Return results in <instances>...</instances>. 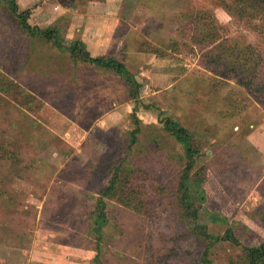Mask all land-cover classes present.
<instances>
[{
    "label": "rangeland",
    "instance_id": "1",
    "mask_svg": "<svg viewBox=\"0 0 264 264\" xmlns=\"http://www.w3.org/2000/svg\"><path fill=\"white\" fill-rule=\"evenodd\" d=\"M16 1L37 33L0 0V264H30L49 240L71 246L73 264H95L92 213L120 165L121 179L138 178L144 205L109 202L103 264H202L207 247L213 264H231L241 249L208 245L183 219L188 160L166 119L205 147L191 172L206 190L200 223L264 243L263 12L244 0H107L103 12L104 0ZM55 28L65 48L45 36ZM97 33L109 38L98 56L123 62L140 83L138 103L116 68L71 59L69 45ZM230 52L250 54L257 86H245Z\"/></svg>",
    "mask_w": 264,
    "mask_h": 264
},
{
    "label": "trees",
    "instance_id": "2",
    "mask_svg": "<svg viewBox=\"0 0 264 264\" xmlns=\"http://www.w3.org/2000/svg\"><path fill=\"white\" fill-rule=\"evenodd\" d=\"M242 1V0H235ZM246 4V8L250 10H257L264 13V0H244ZM8 2L9 10L19 19L20 25L22 28L27 30L30 34L35 35L36 27H33L29 24L28 19L31 15V10L22 11L19 5L16 3V0H5V3ZM240 3V2H239ZM242 5V3H240ZM206 26V25H204ZM209 26H213V22L209 24ZM47 32H52L54 35H46L48 38H56L55 46L57 48H65L64 41L60 38L58 34L59 31L55 29H49ZM211 31L207 35L201 34V38L203 41V36H210ZM51 36V37H50ZM197 38V37H196ZM49 40H53L52 38ZM197 42V40H196ZM86 44L83 41L78 39L73 41V44L69 45L68 51L71 55V59L75 62L78 56H82L83 58L88 57L89 61L94 62L98 65L110 68H116L115 70L119 73V76L122 77L124 83L130 90L131 98L135 99V102H139V90L141 88L140 83L136 80L134 74H132L128 67L121 61L116 58H108V57H94L92 58L91 54L86 50ZM253 54L252 52H250ZM250 55L247 52H230L228 57L230 60L233 56H235V61L238 62L240 68H243L244 72L250 77L249 84H245V86H257L256 81V72L258 70V66L252 64V60H250L248 56ZM259 60L262 57H258ZM230 64V63H229ZM234 67V63L230 64ZM246 65L248 66L247 69ZM139 109V106L134 108V111ZM139 123V122H138ZM164 127L171 135L175 136L179 141H181L186 149L187 155V166L183 171L180 180L179 193L181 197L179 198V208L183 213V219L189 221V225L191 230L198 235L201 240L208 243V245H212L215 242H229L234 247L241 249V254H239L236 258L231 261V264H264V243L259 245H245L243 244L238 237L236 236L233 229H228L223 235H212L208 232L207 226L200 223L199 219L201 217V205L206 200V190L203 187L204 179L202 181L201 178L193 179L191 177V172L194 170L196 158L199 156L204 146H200L196 144V134L190 132L187 128L179 125L178 123H174L168 119L165 120ZM122 165L119 167H115L112 169L114 171L112 178L109 181V184L101 189L99 197L97 198L95 209L92 213V225L91 232L95 235V239L97 241V257L95 258V264H103V242L105 237V228L109 224V216H108V204L110 201H115L120 205L125 207H130L139 212L143 205L144 201L139 199V196L142 193L138 194V191L133 187L137 185L138 178L136 176L124 177L121 179L120 173L122 170ZM135 174V173H134ZM134 200L135 203L132 202ZM129 205V206H128ZM202 264H213V262L209 259V247L206 248L203 253V258L201 261Z\"/></svg>",
    "mask_w": 264,
    "mask_h": 264
},
{
    "label": "crops",
    "instance_id": "3",
    "mask_svg": "<svg viewBox=\"0 0 264 264\" xmlns=\"http://www.w3.org/2000/svg\"><path fill=\"white\" fill-rule=\"evenodd\" d=\"M36 1L38 0H19V3L21 4V8L25 9V7L29 8L31 7V5H34ZM52 1L53 0H51V2ZM108 2L109 1L107 0H104L103 2H99V4L102 5L101 6L102 12L105 11L104 7H106ZM90 12L91 11L89 10V14ZM89 18H91V16H89ZM98 34H101V33H97L96 35L95 34L87 35L85 36V38H81V40L88 47L89 45L91 46L93 45L94 48H96L97 56L98 55L100 56V54H103L105 50L104 40H108L109 38L105 37L104 33H102L101 35H98ZM98 42H101L103 45L101 44V46H99ZM37 245L38 246L34 248V250L32 251V259H30V264H73V253L71 252L72 248L71 246L69 247L66 243H61V242L56 243L54 240L53 241L49 240V241H45L43 244H40L39 242ZM36 250H38L37 254L34 253V251ZM34 255H37V256L35 257Z\"/></svg>",
    "mask_w": 264,
    "mask_h": 264
},
{
    "label": "built area",
    "instance_id": "4",
    "mask_svg": "<svg viewBox=\"0 0 264 264\" xmlns=\"http://www.w3.org/2000/svg\"><path fill=\"white\" fill-rule=\"evenodd\" d=\"M60 7H56L55 9L58 10Z\"/></svg>",
    "mask_w": 264,
    "mask_h": 264
}]
</instances>
